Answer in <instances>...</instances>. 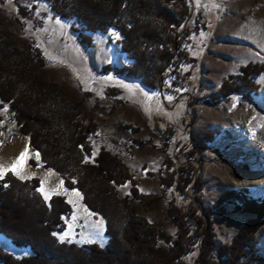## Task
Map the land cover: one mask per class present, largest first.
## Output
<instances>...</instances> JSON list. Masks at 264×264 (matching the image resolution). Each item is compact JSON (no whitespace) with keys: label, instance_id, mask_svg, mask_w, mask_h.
I'll return each mask as SVG.
<instances>
[{"label":"trees","instance_id":"obj_1","mask_svg":"<svg viewBox=\"0 0 264 264\" xmlns=\"http://www.w3.org/2000/svg\"><path fill=\"white\" fill-rule=\"evenodd\" d=\"M44 1L57 16L78 24L70 30L86 47L92 46L90 34L94 32L103 33L111 27L120 33V50L129 62L112 72L162 92H176L190 83V68H182L196 59L186 47L190 33L198 31L204 22L198 12L193 26H183L189 14L187 0ZM13 7L17 18L24 21L29 12L17 3ZM45 65L42 49L35 41L0 29V109L7 107L13 133L25 134L29 151L39 153L40 160L29 163L53 169L65 187L81 193L84 206L103 216L108 241L103 247L97 242H61L58 234L65 231L72 213L67 199L63 194H52L46 201L37 191V177L21 180L8 172L0 179V234L16 247H28L30 254L16 257L0 246V264H264V255L258 254L257 247V232L264 224V196L254 197L247 187H236L223 190L206 206L198 193L202 184L195 176L194 164L201 161V153L219 133L216 129H198L190 134L191 147L181 165L165 154L158 173L160 188L163 192L174 188L186 200L190 188L196 198V203L188 200L185 207L169 198L166 217L175 232L167 234L140 216L131 204L133 200L142 203L144 193L128 165L105 146L93 155L91 138L97 134L96 123L92 119L82 123L78 117L80 103L67 97L54 82L35 74ZM101 70L111 68L106 64ZM260 74H264V63L242 65L236 75L229 74L203 98L209 103L224 101L231 94L250 99L258 90L254 77ZM173 132L171 127L158 126L150 138L134 142L138 148L150 144L166 153ZM86 157L89 162H85ZM125 184H130L129 191L120 198L116 188ZM229 207L231 212L251 217L231 242L217 244L212 238V219L227 213ZM195 246L199 254L193 261L189 254Z\"/></svg>","mask_w":264,"mask_h":264},{"label":"rangeland","instance_id":"obj_2","mask_svg":"<svg viewBox=\"0 0 264 264\" xmlns=\"http://www.w3.org/2000/svg\"><path fill=\"white\" fill-rule=\"evenodd\" d=\"M14 3L29 12L24 21L14 14ZM187 3L189 14L184 26H193L192 21L198 12L203 15L204 22L198 31L190 33L186 47L196 59L194 64L187 63L182 68L183 71L190 68V83L176 92H162L145 88L139 81L122 73L112 72L129 62L120 50L121 35L114 28L90 34L92 46L86 47L70 30L73 26L79 27L78 24L57 16L44 0H0V29L15 32L19 38L35 41L41 47L46 65L35 74H40L49 83L54 82L67 97L80 103L78 117L81 122L85 124L92 119L98 127L97 134L91 138L92 153L96 154L101 146H105L128 165L137 186L144 193L142 203L133 200L131 204L140 216L170 235L174 234L175 227L166 217L169 198L180 207H185L188 200L196 203V198L190 188L186 191L187 200L174 188L169 187L163 192L158 173L166 155L171 156L176 165L184 163L193 131L214 128L219 132L201 153V161L194 164L195 176L202 184L198 193L204 205L212 204L223 190L244 187L241 181L245 178L251 180L264 176V74L254 77L258 90L251 93L250 99L231 94L224 101L209 103L203 98L217 89L229 74L236 75L242 65L255 61L264 63V0H187ZM106 64L111 71L102 72L101 67ZM122 84L133 87L125 88ZM262 98L263 102H260ZM7 117L0 111V121L4 122L0 124V133H3L0 136L3 141L0 163H11L28 142L25 134L13 133V123ZM158 126L174 129L168 151L164 153L158 146L150 144L138 148L134 140H147L152 129ZM35 153L38 152L29 151V154ZM31 159L37 160L34 155L27 159L23 164L24 174L34 172L41 180L51 170L53 174L47 176L45 190L51 189L49 184L58 185L63 181L60 195L63 194L68 202L70 198L75 202L69 203L72 213L66 220L65 231L59 232L58 237L71 225L73 241L77 243L83 237L85 242L77 244H86L96 238L95 222L102 219L100 231L107 243L103 216L84 206L80 192V198L71 195L72 190L65 187L57 172L41 164L33 166L29 163ZM125 185L127 187L116 188L120 198L129 191L130 184ZM63 189L68 190L67 194ZM249 191L263 194L264 187L257 192ZM153 196L158 199L154 200ZM230 208L227 213L212 219V238L217 244L231 242L251 217V214L231 212ZM199 211L207 216L201 208ZM257 238L261 256L264 255V224L257 232ZM10 242L0 234V246L4 249L16 257L30 254V250L21 252L24 247H16ZM198 250L195 246L189 254L190 260H196Z\"/></svg>","mask_w":264,"mask_h":264},{"label":"snow or ice","instance_id":"obj_3","mask_svg":"<svg viewBox=\"0 0 264 264\" xmlns=\"http://www.w3.org/2000/svg\"><path fill=\"white\" fill-rule=\"evenodd\" d=\"M57 23H60V21L57 20ZM115 35L118 36V34H115ZM108 79H111V77H109ZM122 86L125 88L133 87L131 85H125V84H122ZM168 99H171V97H168ZM0 111H3L6 113L7 107H5L4 109H2ZM3 123H4L3 121H0V124H3ZM9 131H11V129H9ZM2 135H3V133H0V136H2ZM2 145H3V141L0 140V146H2ZM31 155H34L35 158L37 160H39V153L29 154V149L26 145L24 147V149L19 153V156L14 158L11 161V163H0V179H2L8 172H12L14 175L18 176L21 180L30 179L32 176H35L36 173H34V172L29 173V174H24V172H23V164H25L27 162V159H29ZM93 155H95V152L93 153ZM89 159H90L89 157H86L85 162H89ZM38 166H40V165H38ZM52 174H53L52 171L49 170L48 173L45 175V177L41 178L40 187L37 189V191L40 192L41 195H43V197L46 201L50 199L51 194H53V193L60 194V191H61L62 186H63V181H60L59 184L56 186V188H52V189H49L47 191L45 190V183L47 180V176L52 175ZM123 187H127V185H124ZM63 192L65 194H67L68 190L63 189ZM71 195H74V196L80 198V193L77 190H72ZM69 203H75V202L70 198ZM88 215L91 216L92 214L88 213ZM73 219H75V217ZM95 225H96L97 231L94 233V235L96 238L90 239V240H88V242H91V243L99 242L101 247H103L104 244L106 243V239L102 236V233L100 231V229L102 228V225H103L102 219L96 221ZM53 235H57V234L53 233ZM58 238L61 242H64L66 240L69 243L73 242L74 233L72 232L71 225L69 227V230L60 234ZM76 242L77 243H83V242H85V238L82 237L81 240L76 241Z\"/></svg>","mask_w":264,"mask_h":264},{"label":"crops","instance_id":"obj_4","mask_svg":"<svg viewBox=\"0 0 264 264\" xmlns=\"http://www.w3.org/2000/svg\"><path fill=\"white\" fill-rule=\"evenodd\" d=\"M260 102H263V98L260 99ZM263 178H264V176L256 177L254 179L251 178V180L245 178V179H243L244 183H243V181H241L242 182L241 186L247 187L249 190L252 189V191H255V192L260 191V189L264 187V179ZM245 181H248V183H245ZM251 194H252V192H251ZM252 195L254 197H262V196H264V193L263 194H259V195L253 193Z\"/></svg>","mask_w":264,"mask_h":264},{"label":"bare ground","instance_id":"obj_5","mask_svg":"<svg viewBox=\"0 0 264 264\" xmlns=\"http://www.w3.org/2000/svg\"><path fill=\"white\" fill-rule=\"evenodd\" d=\"M96 50V49H95ZM95 50L92 51V58H94V55H95ZM57 185H52V184H49V187L52 189V188H56ZM9 241V239H8ZM22 251H29V248L28 247H24V249L21 250ZM18 252V250H17Z\"/></svg>","mask_w":264,"mask_h":264},{"label":"water","instance_id":"obj_6","mask_svg":"<svg viewBox=\"0 0 264 264\" xmlns=\"http://www.w3.org/2000/svg\"><path fill=\"white\" fill-rule=\"evenodd\" d=\"M183 26H184V24H183ZM185 27V26H184Z\"/></svg>","mask_w":264,"mask_h":264}]
</instances>
